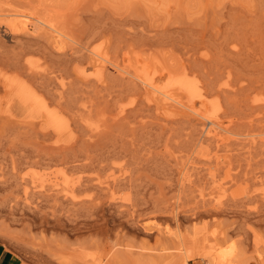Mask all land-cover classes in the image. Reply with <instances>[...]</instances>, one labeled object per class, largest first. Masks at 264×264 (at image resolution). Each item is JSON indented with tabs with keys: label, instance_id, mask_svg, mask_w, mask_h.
<instances>
[{
	"label": "rangeland",
	"instance_id": "obj_1",
	"mask_svg": "<svg viewBox=\"0 0 264 264\" xmlns=\"http://www.w3.org/2000/svg\"><path fill=\"white\" fill-rule=\"evenodd\" d=\"M263 3L264 0H0V10L2 9L4 12L13 10L10 12L17 11L19 13L22 11L23 13L19 14L28 18H36L41 22L44 19L49 21L50 23H47L53 25L65 37L63 48L66 51L68 48L70 52L75 50L78 52L76 56L80 59L73 55L74 58L79 59L78 62L82 59L81 57L87 56V49L91 50L92 47L103 50L101 53L109 57L110 61L116 58L115 62L107 65L104 78L106 82L102 83V88L98 89L91 83L88 85L87 82L74 75L70 79L72 84L67 99L74 100L76 105L86 99L90 104L92 101L91 105H96L92 108L93 113H96L94 111L97 113L96 115L92 113L91 119L99 123L101 127L92 138L88 137L90 134L88 128L77 124L76 136H79H77L75 144L72 142V136L69 135L60 137L61 144H55L56 137L48 136L38 120L24 119L18 109L13 110L15 112L9 116L5 112L4 105L1 107L0 135L2 137L0 136V146L3 143L2 145L6 148L0 149L1 152L4 150L2 153L0 152V173L2 174H0V249L11 251L7 252L17 260V264H22V262L25 264H218V259L214 256L216 252L214 253L212 248H217V252L227 251L228 259L224 264H264V144L259 145L258 142L259 144H254V147L248 149L240 147L243 142L241 140L248 138L249 134L261 135L264 138V124H262L264 115H262V119L258 118L261 115L259 112L261 107L258 103H253L256 99L264 98V89H261L264 85L262 79L264 75L262 76L261 73L264 71H260L261 68H259L261 64L264 65V55L261 56L264 54V23L262 22L264 11L260 12L261 8L264 10ZM254 13H257L259 17L257 15L255 17ZM235 15L236 17H234ZM251 15L252 18H257L252 19L257 22L251 20ZM238 19L239 21H237ZM217 20H220L219 23ZM230 21L233 23L231 24ZM242 21L244 22L241 23ZM249 25L250 29H248ZM245 27L248 29L247 32ZM39 28L41 29L39 36L41 41L38 36V38H34L39 33L35 34V30L30 28L28 35L18 38V43L31 46L36 43L35 48L45 51L46 54H51L55 58L54 51L50 48L49 40L52 41V39H49V34L46 33L47 26ZM226 28H229L228 33H226ZM98 33L101 36L103 34L102 38ZM129 33L135 34L129 35ZM120 34H123V37L125 34L127 35L123 38ZM171 35L172 37H170ZM167 38L170 41H167ZM122 40L123 42H121ZM27 41L30 42L27 43ZM79 41L80 43H78ZM219 42L221 45L223 44V48L220 47ZM236 42L238 43L236 44ZM239 43L243 47L236 46ZM17 44L15 42V45ZM11 45L12 43L6 44L7 47L13 48ZM71 46L77 48H72L71 51V49L69 50ZM83 46H87V48ZM216 47L221 50L218 51ZM246 48L249 51L251 49L253 51L255 48V53H249ZM240 51L242 57L241 55V58L236 57ZM226 52L230 56H223V53L226 54ZM219 53L222 56L221 60L226 59V62L218 59ZM79 54H83V56ZM245 54L252 56L249 55V58L247 55L246 61ZM255 54L256 57L253 56ZM243 57L245 58L243 59ZM257 57L261 59L260 65L257 63L259 60ZM249 59L251 61L249 64L254 65L253 67L259 65L260 70L257 69L259 72L253 71L252 66V70L248 67ZM86 60L87 57L85 59L83 57L81 61ZM119 60H122L119 65L114 64ZM239 62L240 64H238ZM245 62L247 66L244 65ZM121 63L134 74L148 73L150 78L154 77V81L159 84L165 82L166 76L169 74L179 75L184 67L190 71H194L193 68H195V73H193L197 75L205 92L210 95L206 107L196 102L195 109L207 114L214 109L218 117L217 121L221 126L232 125L230 127L232 132L233 127H236L234 133L242 137L238 139V136H235L237 140L234 136L232 137L233 140L240 143L239 147L231 144L236 143L233 140L229 143L227 149L230 147L231 153H223L224 150H227L226 148H223L224 150L221 152V154H231L228 156L231 160L230 164H232L230 165L232 166L231 170L228 171L224 168L227 171L225 174L224 169L223 172H220L222 168L220 171L219 169L210 170L211 172L206 170V173L205 170H202L197 175L194 174L195 177L192 176L194 179L191 178L192 181L189 185L185 184L184 188L180 186L181 174L175 165L187 163L190 157H195L194 154L191 155L192 149L197 142L203 140L205 133H202V127L195 120L197 117L194 118V115L183 107L175 105L176 107L167 109L164 107L165 109L160 108L156 111L153 105L148 109L144 104H139L142 102L134 101L132 94L139 92L137 87L140 85L129 75L118 73L116 67L123 69ZM76 64V62L70 61L66 67L71 68ZM215 65L218 68L215 69ZM62 68L64 69V67ZM243 68L246 69L245 71L250 68V71L247 73L243 71ZM251 71L253 73H250ZM256 73L261 76L259 77L260 80L262 79L261 82L256 81L255 83V79L258 77ZM36 82L44 84V90L50 92L49 94L55 93L52 90L53 85L50 83L39 82V79ZM257 82L260 85H257ZM104 84L108 88L113 87L107 90V87L103 88ZM259 87L261 90H258ZM112 90L114 92L109 93ZM93 92L96 93V96ZM174 93L186 102V98L181 92ZM216 93L219 95L217 101L214 100ZM90 94L92 98L87 97H91ZM109 100L112 101L109 102ZM132 103L136 109L132 107ZM111 104L112 106L116 104V108L125 105L126 109L131 111H127L126 115L131 114L129 115L131 118L128 119V116L125 115L126 120L123 117L120 118L122 122L116 123L115 121H119V118L114 116L117 109L115 111V107H109ZM251 104L252 106L255 104L257 109L254 106L248 107ZM128 105L136 111L133 110L134 113H132L133 111L131 108V110L128 109ZM137 105L141 106L137 108ZM137 109L142 112L140 110L137 112ZM144 109L145 111H143ZM157 116L168 118L169 124L160 122ZM251 118L255 121L250 122ZM249 123L250 127H248ZM159 125L166 127L161 126L160 128ZM241 126L246 127L242 128ZM82 131H85L86 134ZM5 135V140H3ZM12 135L13 137H11ZM176 142H179V146ZM114 143L117 144L113 146ZM210 143L208 149L214 152L215 145L213 142ZM10 144L13 147L9 146ZM125 144L127 145L125 146ZM113 147L119 148L113 150ZM175 147H178L179 151ZM184 148L186 149L184 150ZM190 148L192 149L190 150ZM237 148H241L245 153L241 149L236 151ZM252 149H256V151L254 152ZM110 150L115 153L112 154ZM248 150L250 152L246 153ZM232 151L236 153H232ZM238 151L244 155L242 153V155H238ZM11 156H13L12 159ZM67 159L70 160L67 161ZM12 160L14 163L10 162ZM24 161L25 163H23ZM8 165H11L10 168ZM100 166H103L102 170ZM77 168L78 170L81 168V170L78 171ZM67 169L70 174L66 172ZM50 170L52 172L65 171L70 179L79 180L78 178H80L81 183L77 188L78 191L76 190V195L79 202L83 200L80 202L81 206L79 204L76 207L72 206L69 202L53 195L50 197L34 194L30 195L27 201L24 199V185L18 178L27 174L30 177L44 175L43 178H46L52 173ZM75 170L76 173H74ZM113 170L115 171L113 172ZM120 171H126L127 178L119 181L112 193L108 194L101 190L99 192V188L95 187L97 190L93 188L95 183L97 185L104 179L106 180L108 173L120 174ZM207 172L212 173L213 180L208 178L210 176ZM218 172L220 173L217 174ZM13 173H16V176ZM71 174L75 178L71 177ZM84 177L87 179H85L87 183L84 182ZM90 178L91 180H89ZM111 194L115 195L116 200L111 198ZM91 196L93 198H90ZM96 196L97 198H95ZM90 199H92V203ZM126 199L129 200V203ZM100 203L102 205H97ZM213 203L216 204V207ZM172 212L176 214L177 221L171 217ZM157 224L167 226L176 239L173 237L170 239L160 238L156 231Z\"/></svg>",
	"mask_w": 264,
	"mask_h": 264
},
{
	"label": "bare ground",
	"instance_id": "obj_2",
	"mask_svg": "<svg viewBox=\"0 0 264 264\" xmlns=\"http://www.w3.org/2000/svg\"><path fill=\"white\" fill-rule=\"evenodd\" d=\"M259 1V0H258ZM262 1V0H261ZM264 4V3H263ZM15 8H17L15 5H13ZM260 6V5H258ZM259 8V7H258ZM4 9V8H3ZM257 9V8H256ZM260 9V8H259ZM259 9H257L259 11ZM2 10V9H1ZM0 10V109L1 107H3L4 105V108H5V112L11 116L13 115V113L15 111L13 110H16L18 109L20 115L24 116V119H29V120H38L42 129L46 132V134L49 135H53L54 137H56V140H55V144H61L62 141L60 140L61 138H63V136L65 135H69V136H72V142L75 144L76 140H77V135L76 136V127H77V124H80L86 128H88L90 134H89V138H92L93 135L99 131V128L101 127V125L99 123H96L93 121V119H91L92 117V113H93V106H96L95 104L94 105H91L92 104V101H91V104L89 102V100L86 99V101H82L80 104L77 103L76 105V102L74 100H68L67 99V96H68V92H69V89H70V86L72 84V81L70 82V79L72 78V76L74 75L75 77L81 79L82 81L84 82H87L88 83H91V84H94L99 88H102V83L103 82H106L104 81V78L106 77L105 73L107 71V65L108 64H112V62H115L116 61V58L113 60L112 59L111 61L108 59L109 57H107L105 54H102L101 49H92L89 50L87 49V56H83V54H79L80 56H83L84 59L87 57V60L86 61H81L83 59V57H81L82 59L78 62V60L80 59L77 55L78 52L75 51H72V48L76 49L77 47H69V50L71 49L72 52L68 51V48H67V51L65 50V48H63L62 44L65 42V37L62 35L61 32H59L53 25L49 24L50 22L49 21H45L46 19L43 20V22H41L40 20L34 18V19H31V18H28L27 16H23L19 13H23L22 11L19 13L17 11H14V12H10V11H13V10H8L9 12H3ZM17 10V9H15ZM5 11H7L5 9ZM261 11H264L260 10ZM17 12V13H16ZM224 12H227L224 10ZM25 13V12H24ZM27 13V12H26ZM35 15V14H34ZM255 17L256 15L258 16V14L254 13ZM264 14H262L263 16ZM222 16V15H221ZM36 17V15H35ZM236 17V15L234 16ZM240 17V15H239ZM249 17H250V14H249ZM255 17L252 18V15H251V20L254 19ZM259 17V16H258ZM233 18V17H232ZM245 19V17H244ZM244 19H241V20H244ZM257 19V18H255ZM259 19V18H258ZM233 20V19H232ZM34 21V22H33ZM220 21V20H219ZM219 21L217 20V23H219ZM235 21V20H234ZM239 21V19L237 20ZM246 21V20H245ZM249 21V20H248ZM252 21H255L257 22L256 20H252ZM49 22V23H47ZM244 21H242L241 23H243ZM262 22L264 23V16H263V20ZM46 23V24H45ZM230 23L232 24L233 22L230 21ZM238 23V22H237ZM124 24V23H123ZM128 24V23H127ZM248 24V22H247ZM250 24V23H249ZM106 25V24H105ZM216 25V24H215ZM246 25V24H245ZM254 25V23H253ZM262 25V24H261ZM41 26H47V31L46 33H48V38L49 39H52L49 40L51 43H50V48H52V50L54 51V55H55V58H53L50 55L46 54L45 51H41L40 49L38 48H35V45L36 43L34 44V46H31V45H26V44H20L18 43V38L20 37H23L25 35H28L29 33V30L30 28H32L33 30H35V34L36 33H39V35L37 34L36 37L34 38H38L40 35H41V29L39 27ZM131 26V25H130ZM218 26V25H217ZM226 26V25H224ZM235 26V25H234ZM256 26V25H255ZM111 27V26H110ZM129 27V26H128ZM132 27V26H131ZM211 27V26H210ZM237 27V25H236ZM247 27V25H246ZM245 27V28H246ZM250 25L248 26V29ZM253 27V26H252ZM94 28V27H93ZM121 28V27H120ZM126 28V27H125ZM133 28V27H132ZM244 28V27H243ZM257 28H259L257 26ZM228 29V30H227ZM237 29V28H236ZM241 29V28H240ZM247 29V28H246ZM245 29V30H246ZM248 29L246 30V32L248 31ZM40 30V31H38ZM213 30V29H212ZM215 30V29H214ZM258 30V29H257ZM261 31H263L262 29H260ZM38 31V32H37ZM126 31H129L126 29ZM217 31V30H216ZM227 31H229V28H226V33H228ZM231 31V30H230ZM99 32V31H98ZM100 32H103V31H100ZM125 32V31H124ZM123 32V33H124ZM168 32V31H167ZM255 32V31H254ZM43 33V32H42ZM128 33V32H127ZM132 33V32H131ZM136 33V32H135ZM135 33L133 34H130L129 35H134ZM166 33V32H165ZM217 33V32H216ZM232 33V32H231ZM230 33V34H231ZM258 33H259V30H258ZM100 33H98L99 35ZM164 34V33H163ZM162 34V35H163ZM168 34V33H167ZM166 34V35H167ZM214 34V33H213ZM233 34V33H232ZM241 34V33H240ZM247 34V33H246ZM244 34V35H246ZM45 35V34H44ZM115 35V34H114ZM121 36L123 34H120ZM127 35V34H125ZM124 35V37H125ZM128 35V36H129ZM217 35V34H216ZM261 35V38H262V34ZM35 36V35H34ZM38 36V37H37ZM47 36V35H46ZM94 36V35H93ZM101 36V34H100ZM103 36V34H102ZM101 36V38H102ZM164 36V35H163ZM162 36V37H163ZM169 36V35H168ZM234 36V35H233ZM236 36V35H235ZM254 36V35H253ZM257 36V35H256ZM27 37V36H26ZM32 37V36H31ZM123 37V36H122ZM123 37V38H124ZM127 37V36H126ZM165 37V36H164ZM172 37V35L170 36ZM169 37V38H170ZM177 37V36H176ZM226 37V35H225ZM241 37V36H240ZM94 38V37H93ZM91 38V39H93ZM99 38V37H98ZM121 38V37H120ZM218 38V36H217ZM227 38V37H226ZM225 38V40H226ZM235 38V37H234ZM252 38V37H251ZM254 38V37H253ZM43 39V38H42ZM69 39V38H68ZM91 39H88V40H91ZM128 39V38H127ZM168 39V38H167ZM180 39V38H179ZM178 39V40H179ZM183 39V38H182ZM211 39V38H210ZM259 40V38H257ZM263 39V38H262ZM261 39V40H262ZM39 40L41 41L40 37H39ZM121 40V39H120ZM125 40V39H124ZM132 40V39H131ZM130 40V41H131ZM175 40V39H174ZM181 40V39H180ZM244 40H245V37H244ZM247 40V39H246ZM71 41V40H69ZM167 41H170L169 39ZM237 41V40H235ZM241 41V40H240ZM238 41V42H240ZM248 41V40H247ZM260 41V40H259ZM264 41V39H263ZM15 42L17 45H15ZM30 42V41H27V43ZM123 42V40L121 41ZM177 42V40H176ZM236 42V44L238 43ZM242 42V41H241ZM253 42V40H252ZM9 43L13 45V48H9V46L7 47L6 44ZM33 43V42H32ZM77 43V42H76ZM80 43V41L78 42ZM77 43V44H78ZM225 43H227L225 41ZM43 44V43H42ZM41 44V46H42ZM87 44V43H86ZM220 44V47L223 46V44L221 45V42H219ZM218 44V45H219ZM235 44V45H236ZM252 44V43H251ZM262 44V42H261ZM260 44V45H261ZM11 45V46H12ZM79 45V44H78ZM90 45V44H88ZM256 45V44H255ZM263 45V44H262ZM261 45V46H262ZM92 46V45H91ZM225 46V45H224ZM236 46H239V47H243L242 44L240 46V43L239 45H236ZM253 46V45H251ZM258 46V45H256ZM83 47H86L87 46H83ZM89 47V46H88ZM227 47V46H226ZM229 47V46H228ZM250 47V45H249ZM254 47V46H253ZM44 48V47H42ZM98 48V47H96ZM218 48V47H216ZM223 48V47H222ZM248 48V47H247ZM246 48V49H247ZM256 48V47H255ZM254 48V50H255ZM259 48V47H258ZM263 48V47H262ZM13 49V50H12ZM242 49V48H241ZM250 49V48H249ZM257 49V48H256ZM221 50V48L219 49L218 48V51ZM224 50V49H223ZM227 50V49H226ZM243 50V49H242ZM248 50V49H247ZM253 50V51H254ZM48 51V50H47ZM77 51H79L77 49ZM82 51V50H81ZM249 51V50H248ZM251 51V52H250ZM249 51V53H255V51L253 52L252 49ZM264 51V50H263ZM83 52V51H82ZM81 52V53H82ZM233 51H231L232 53ZM236 52H239V51H236ZM258 52V51H257ZM261 52V51H260ZM259 52V53H260ZM216 53V52H215ZM225 53V52H224ZM223 53V56L227 55V52L226 54ZM234 53V52H233ZM244 53V52H243ZM246 53V52H245ZM263 53V52H261ZM222 54V52H221ZM219 53V56L221 55ZM237 54V53H236ZM242 54V52L240 51V54L237 55L236 57H240V55ZM73 55H75L76 57L78 58H74ZM244 55V54H243ZM246 55V54H245ZM248 56L251 55V54H247ZM247 55H246V58L243 57V59L245 58V60L247 61ZM259 55V54H258ZM261 55V54H260ZM264 54H262L261 56H263ZM122 56V55H121ZM227 56H230L227 55ZM225 56V57H227ZM252 56V55H251ZM256 57V54L253 55ZM52 57V60H50ZM221 57L220 56L218 58V55H217V58L219 60H221ZM235 57V55H234ZM242 57V55H241ZM240 57V58H241ZM69 58V59H68ZM230 58V57H228ZM232 58H233V55H232ZM250 58V56H249ZM254 58V57H253ZM68 59V60H67ZM224 59V58H223ZM235 59V58H234ZM255 59V58H254ZM257 59H259V57H257ZM236 60V59H235ZM237 60L241 61V62H244L243 60L241 59H238ZM76 62L77 64L76 65H73L71 68L70 67H66V65L68 64V62ZM120 61L122 60H119L117 63H114V64H117L119 65ZM222 62H226V59L223 61L221 60ZM220 61V62H221ZM230 61H232L230 59ZM259 61V62H258ZM257 61V63H259L260 65V61L261 59H259ZM264 61V60H263ZM219 62V66L221 65ZM234 63V61H232ZM237 62V61H236ZM251 63L250 59H249V62H248V67L251 68L252 64H249ZM262 63V62H261ZM72 64V63H71ZM229 64V63H227ZM240 64V62L238 63ZM244 64V63H242ZM253 64H254V60H253ZM116 65V66H117ZM129 65V64H128ZM230 65V64H229ZM235 65V64H234ZM246 62H245V64ZM256 65V63H255ZM258 65V66H259ZM64 67V69L62 67ZM237 66V65H236ZM236 66H232L233 68H235ZM254 66V65H253ZM252 66V67H253ZM258 66L256 65V69L255 67H253V71L261 68L260 71H264V65H260L261 67L258 68ZM121 67H123V69L121 68H118L116 67L118 73L120 75H123V74H127L129 75L134 81H136L140 86H138L137 88H139V92H136L135 94H132L134 95L133 96V100L134 101H140L142 103H139V104H144L145 107H147L148 109L152 108L151 106L153 105L155 107L154 110H160V108H172L173 106L176 107L175 105L180 106V107H183L184 109H187V111H190V113L192 115H194L193 117H197L195 118V120H197L199 122V125L202 127V130H203V134L205 133V137L203 138L202 141H199L197 142L193 149L190 148V150L192 149V154L191 155H195V157H190L189 158V161L187 163H181L180 165L179 164H176L175 167L177 168V171L181 174V179H180V186H182L184 188V185L185 184H188L191 183L192 179L193 178L192 176H194V174L197 175V173L201 172L202 170H205V173H206V170L207 171H210V170H218L220 171V169L222 168V170L220 172H223V169L225 168L226 170L228 169L231 170V167L230 164L231 163V160H229L230 158L228 156H231L230 155H226V154H221V152L224 150L223 148H226L229 146V143L233 140L232 137L234 136V138L236 139L235 136H238V139L239 137H241L240 135H237L234 133V128L236 127H233V132L230 130L232 128V125L231 126H226V127H223L221 126V124L217 121V115L215 113V110L213 109L211 111V113L207 114L205 112H200L198 110L195 109V103L198 102L201 106L203 107H206L207 104L209 103V93L205 92V88H203L201 82L198 80V77L197 75H195L194 71L196 70L195 68L194 71H190L188 70V68L184 67L182 72L179 74V75H168L166 76V79H165V82L159 84L157 82L154 81V77L150 78L149 74L148 73H141V72H138L137 74H134L132 73L131 71H129L128 69H126L127 66H122V63H121ZM195 67V66H194ZM216 67L218 68V66L215 65V69ZM221 67H224V66H221ZM240 67H242L240 65ZM245 67V66H243ZM226 68V67H225ZM246 68V67H245ZM250 68L249 70H247L248 72L250 71ZM131 69V68H130ZM197 69H199L197 67ZM222 69V68H221ZM242 69V68H241ZM244 69V68H243ZM247 69V68H246ZM246 69H244L243 71H245ZM263 69V70H262ZM219 70H220V67H219ZM252 70V68H251ZM259 70H257V72H259ZM199 71V70H198ZM245 71V72H247ZM194 72V73H193ZM247 72V73H248ZM256 72V71H255ZM108 73V72H107ZM246 73V74H247ZM250 73H253L252 71ZM264 72H262V76L264 75L263 74ZM109 74V73H108ZM118 74V75H119ZM200 74V72H199ZM257 76H258V73H256ZM254 74V75H256ZM259 73V75H261ZM116 76V74H115ZM199 76V75H198ZM256 77V76H255ZM261 76H258L256 77L255 79V83L256 81H259L261 82V80L264 78L262 77V79L260 80ZM201 80H203L201 77H199ZM257 78H259L257 80ZM39 79V82H43V83H50L52 86V90H54L55 93H51L49 94L48 92H46L44 90V87L42 84H39L37 83L36 81ZM75 79V78H74ZM120 79V77H119ZM121 79H123V77H121ZM80 80V81H81ZM128 80V79H127ZM125 80V81H127ZM47 81V82H46ZM205 81V80H203ZM78 82V80H77ZM128 82V81H127ZM264 82V81H263ZM131 83V82H130ZM90 84V85H91ZM89 85V84H88ZM99 85H101V87H99ZM137 85V84H136ZM205 85V83H204ZM255 85V84H254ZM257 85H260L258 82H257ZM256 85V86H257ZM262 85V84H261ZM82 86V85H81ZM93 86V85H92ZM255 86V87H256ZM264 86V85H263ZM263 86L261 87V89H264ZM77 87V85H76ZM107 86H105L104 84V89L106 88ZM113 87V86H111ZM110 87V88H111ZM135 87V85H134ZM217 87V85H216ZM233 87V86H232ZM74 88V87H73ZM108 88V87H107ZM110 88H108L107 90H110ZM115 88V87H114ZM136 88V87H135ZM137 88H136V91H137ZM234 88V87H233ZM232 88V89H233ZM254 88V87H252ZM78 89V88H77ZM81 89V88H80ZM97 89V88H96ZM216 89V88H215ZM256 89V88H254ZM260 87L258 90H261ZM48 90V89H47ZM51 90V89H50ZM84 90V89H83ZM82 90V91H83ZM107 90H105L107 92ZM120 90V89H119ZM211 90V89H210ZM74 91V90H73ZM102 91V90H101ZM121 91V90H120ZM89 92V91H87ZM97 92H99L97 90ZM111 92H114L113 90L110 91L109 93ZM174 92H181L184 97L186 98V102L181 100L179 98V96L177 94H175ZM209 92V91H208ZM225 92V91H224ZM261 93V91H259ZM263 92V91H262ZM76 93V92H75ZM83 93V92H82ZM96 96V93L93 92ZM92 93V94H93ZM116 93V92H115ZM122 93V91L120 92ZM213 93V92H212ZM211 93V94H212ZM258 93V94H260ZM71 94V93H70ZM89 94V93H88ZM87 94V95H88ZM93 94V95H94ZM257 95V93H255ZM110 95V94H109ZM220 95H223V94H220ZM252 95V94H250ZM254 95V94H253ZM255 95V96H256ZM262 95V93H261ZM84 96V95H83ZM91 96V94H90ZM115 96H117L115 94ZM258 96V95H257ZM263 96V95H262ZM88 98H92L87 96ZM221 97V96H220ZM259 97V96H258ZM77 98V97H76ZM84 98V97H83ZM215 99L214 100H218L219 98V95L218 93L215 94ZM250 98V97H249ZM252 98V97H251ZM75 99V97H74ZM83 100V99H82ZM112 101V100H109V102ZM184 103H183V102ZM79 102V101H78ZM89 102V103H88ZM136 102H135V105H136ZM253 103H258L259 106L261 107L260 108V117L258 118H261L262 119V115H264V98H259V99H256L253 101ZM250 104V103H249ZM247 104V105H249ZM115 106H112V104L109 106V107H115V111H116V114H114V116L116 115L117 119L119 118V121H115L116 123L121 121L120 118H125V115L128 113V112H131V111H128L124 106H120L119 108H116V104H113ZM132 107L136 109V106H134V103H132ZM131 106V105H130ZM138 106V105H137ZM141 106V105H139ZM139 106L137 108H139ZM158 106V108H157ZM253 106L255 107V104H253ZM252 104L248 107H253ZM258 106V105H257ZM258 106V108H259ZM129 107V105H128ZM131 107H129L128 109H130ZM133 108L132 111L134 110ZM157 108V109H156ZM164 108V109H165ZM256 108V107H255ZM254 108V109H255ZM130 109V110H131ZM140 109H142L140 107ZM139 109V110H140ZM253 109V110H254ZM257 109V108H256ZM101 110V109H100ZM137 109V112H142V110L139 111ZM113 111V110H112ZM114 111V112H115ZM128 111V112H127ZM136 111V110H134ZM134 111L132 113H134ZM145 111V109L143 110ZM257 111V110H256ZM254 111V112H256ZM97 113V111H94ZM103 112V111H101ZM105 112V111H104ZM249 112H251L249 110ZM263 112V113H261ZM96 113L94 115H96ZM258 113V112H257ZM100 114V112H99ZM98 114V115H99ZM93 115V116H94ZM131 115V114H129ZM129 115H126L128 116L127 118H131L129 117ZM196 115V116H195ZM249 115V114H248ZM258 115V114H257ZM96 117V116H94ZM102 117H104V115H102ZM115 117V118H116ZM252 117V116H250ZM106 118V117H105ZM104 118V119H105ZM125 118V120L127 119ZM135 118V117H134ZM246 118H248L246 116ZM114 119V118H113ZM157 119L160 121V122H165L167 125L169 124L170 120H168V118H165V117H162V116H157ZM250 119V118H249ZM252 119V118H251ZM115 120V119H114ZM157 120V121H158ZM229 120V119H228ZM247 120V119H246ZM253 120V121H252ZM250 120V122H254L255 120L252 119ZM124 121V120H123ZM260 120L258 119V122ZM263 121V120H261ZM122 122V121H121ZM126 122V121H125ZM187 122V121H186ZM247 122H249L247 120ZM264 122V121H263ZM174 123V121L172 122V124ZM176 123V122H175ZM180 123V122H179ZM192 123V122H191ZM262 123V122H261ZM145 124V123H144ZM162 124V123H160ZM234 124V123H233ZM254 124V123H253ZM259 124V123H258ZM264 124V123H262ZM171 125V124H170ZM193 125V124H192ZM199 125H196L199 127ZM235 125V124H234ZM241 125V124H240ZM252 125V124H251ZM260 125V124H259ZM81 126V127H82ZM103 126L104 124L102 125V129H103ZM155 126H158L157 124H155ZM160 126V125H159ZM161 126H164L166 127L165 125H161ZM160 126V128H161ZM248 126V124H247ZM143 127V126H142ZM163 127V128H164ZM193 127V126H192ZM242 127V126H241ZM246 127V126H244ZM242 127V128H244ZM250 127V123H249V126ZM194 128V127H193ZM241 128V129H242ZM254 128V126H253ZM252 128V129H253ZM81 130H83L82 128H79ZM196 130V129H195ZM198 130V129H197ZM243 130V129H242ZM79 131V130H77ZM239 131V130H238ZM237 131V132H238ZM241 131V130H240ZM244 131V130H243ZM83 132V131H82ZM85 132V131H84ZM83 132V133H84ZM197 132V131H196ZM200 133V131H198ZM252 133V131H249V133ZM254 132V131H253ZM10 133V131H9ZM80 133V132H79ZM240 133V132H238ZM242 133V132H241ZM2 134V133H1ZM81 134V133H80ZM86 134V133H84ZM98 134H101V133H98ZM248 134V133H247ZM255 134V133H254ZM261 134V133H259ZM8 135V134H6ZM5 136L3 140H5ZM11 135V134H10ZM9 135V137H10ZM18 135V134H17ZM37 135V134H36ZM199 135V134H198ZM245 135V133H244ZM1 136V135H0ZM87 136V135H86ZM101 136V135H100ZM2 137V136H1ZM13 137V135L11 136ZM61 137V138H60ZM85 137V136H84ZM96 137V136H95ZM94 137V138H95ZM98 137V135H97ZM117 137V136H116ZM248 138H243L244 140H241L243 142H241V146L242 148H251V147H254L256 144H264V138L261 136V135H250L247 136ZM15 138V137H14ZM88 138V139H89ZM103 138V137H102ZM101 138V139H102ZM124 138V137H123ZM199 138V137H198ZM242 138V137H241ZM10 139V138H9ZM39 139V138H38ZM86 139V137H85ZM132 139V137H131ZM200 139V138H199ZM2 140V139H1ZM8 141V139H6ZM12 141V139H10ZM91 140V139H90ZM117 140V139H116ZM133 142H134V139H132ZM187 140V139H186ZM237 140V139H236ZM236 140H233L234 142H236ZM6 141V143H7ZM10 141V142H11ZM14 141H16V139H14ZM87 141V140H85ZM99 141H100V138H99ZM115 141V140H113ZM112 141V142H113ZM1 142V141H0ZM88 142V141H87ZM91 142V141H89ZM93 142V141H92ZM117 142V141H115ZM129 142V141H128ZM180 142H183V141H180ZM192 142V141H191ZM190 142V143H191ZM210 142H213L214 143V152L213 151H209L208 149V146L211 144ZM238 142V141H237ZM231 143V144H235L237 145L236 147H239L238 144L240 143ZM259 142V143H258ZM12 143V142H11ZM83 143V142H82ZM85 143V142H84ZM94 143V142H93ZM177 143V142H176ZM185 143H188V142H185ZM3 144V143H2ZM1 144V146H3ZM9 144V143H7ZM23 144V143H21ZM90 144V143H89ZM105 144V143H104ZM103 144V145H104ZM117 144V143H116ZM115 143L113 144L116 145ZM129 144V143H128ZM131 144V143H130ZM134 144V143H133ZM132 144V145H133ZM189 144V143H188ZM255 144V145H254ZM20 145V144H19ZM77 145V144H76ZM99 145V144H98ZM112 145V144H111ZM122 145V144H121ZM120 145V146H121ZM127 144H125L126 146ZM177 145L179 146V142L177 143ZM186 145V144H185ZM184 145V146H185ZM0 146V147H1ZM11 146V144L9 145ZM7 146V147H9ZM25 146V145H24ZM189 146V145H188ZM190 146H193V145H190ZM212 146V147H213ZM263 146V145H262ZM13 147V146H11ZM9 147V148H11ZM72 147V146H71ZM76 147V146H75ZM109 147V146H108ZM186 147V146H185ZM2 148H6V147H1L0 149ZM73 148V147H72ZM100 148V147H99ZM105 148V146L103 147V149ZM114 148V147H113ZM116 149H118L117 147H115ZM115 148L113 150H115ZM230 148V147H229ZM228 148V149H229ZM257 148V147H256ZM262 148V147H261ZM19 149V148H18ZM27 149V148H26ZM25 149V151H27ZM102 149V148H101ZM175 149H177L179 151V148L175 147ZM186 148H184L185 150ZM189 149V148H188ZM213 149H210V150H213ZM224 150L223 153H228L230 152L231 150ZM239 148L236 149V151L238 150ZM241 149V148H240ZM239 149V150H240ZM263 149V148H262ZM68 150V149H67ZM73 151V149H71ZM70 150V151H71ZM176 150V151H177ZM189 150V152H190ZM235 150V149H233ZM251 150V149H250ZM250 150H248V152L246 153H249ZM254 150V149H252ZM4 151V150H3ZM2 151V152H3ZM12 151V150H11ZM75 151V149H74ZM117 151V150H116ZM122 151V150H121ZM177 151V152H178ZM242 151V149H241ZM256 151V149L254 150V152ZM260 151L262 152V150L260 149ZM1 152V151H0ZM1 152V153H2ZM14 152V151H13ZM29 152V151H28ZM34 152V151H33ZM60 152V151H59ZM58 152V155L60 154ZM105 152V151H103ZM110 152L112 153V151L110 150ZM124 152V150H123ZM175 152V150H174ZM181 152V151H180ZM234 151H232L233 153ZM240 151H238L239 153ZM245 153V151H242ZM241 152V153H242ZM15 153V152H14ZM27 153V152H26ZM35 153V152H34ZM102 153V152H101ZM109 153V152H108ZM106 153V155L108 154ZM115 153V152H114ZM112 153V154H114ZM188 153V152H187ZM231 153V152H230ZM236 153V152H234ZM241 153H239L238 155H240ZM253 154V152H251ZM264 153V151H263ZM263 153H261L263 156ZM12 154V153H10ZM67 154V153H66ZM75 154V152H74ZM111 154V155H112ZM121 154V153H120ZM184 154V153H182ZM189 154V153H188ZM243 154V153H242ZM241 154V155H242ZM17 155V154H16ZM109 155V154H108ZM110 155V156H111ZM122 155V154H121ZM166 155H168V153H166ZM180 155V154H179ZM244 155V154H243ZM250 155V154H249ZM255 155V154H254ZM258 155V153H257ZM2 156V155H1ZM8 156V155H7ZM14 156V155H13ZM11 156V159L12 157ZM24 156V155H23ZM78 156V155H77ZM76 156V157H77ZM99 156V155H98ZM97 156V157H98ZM113 156V155H112ZM170 156V155H169ZM185 156V155H184ZM253 156V155H252ZM10 157V156H9ZM28 157V156H27ZM37 157V156H36ZM53 157V156H51ZM60 157V156H59ZM67 157V156H66ZM70 157V156H68ZM75 157V158H76ZM80 157V156H79ZM91 157V156H90ZM89 157V158H90ZM101 157V156H100ZM256 157V155H255ZM258 157H260L258 155ZM6 158V157H5ZM3 158V159H5ZM62 158V157H61ZM72 158V157H71ZM70 158V159H71ZM110 158V157H109ZM246 158H248V156L246 155ZM254 158V157H253ZM252 158V159H253ZM53 159V158H52ZM70 159H67L70 160ZM77 159V158H76ZM99 159V158H98ZM170 159V157H169ZM10 160V159H9ZM15 160V159H14ZM10 161L12 163H14L13 161ZM25 160V159H24ZM49 160V159H48ZM61 160V159H60ZM78 160V159H77ZM76 160V161H77ZM173 160V159H172ZM229 160V161H228ZM64 161V160H62ZM61 161V162H62ZM66 161V160H65ZM66 161V162H67ZM75 161V163H76ZM103 161V160H102ZM29 162V161H28ZM27 162V163H28ZM35 162V161H34ZM33 162V163H34ZM49 162V161H48ZM73 162V161H72ZM107 162V161H106ZM253 162V161H251ZM250 162V164H251ZM25 163V161L23 162ZM79 163H81L79 161ZM100 163H103V162H100ZM10 164V163H9ZM32 164V163H31ZM52 164V162H51ZM68 164V163H67ZM74 164V162H73ZM105 164V163H103ZM102 164V165H103ZM249 164V166H250ZM13 165V164H12ZM15 165V164H14ZM34 165V164H33ZM49 165V164H48ZM65 165V164H64ZM81 165V164H80ZM100 165V164H99ZM11 166V165H10ZM10 166L8 165V167L10 168ZM59 166V165H57ZM68 166V165H67ZM66 166V168H67ZM75 166V165H74ZM78 166V165H77ZM14 167V166H13ZM17 167V166H16ZM49 167V166H48ZM47 167V168H48ZM73 167V166H72ZM76 167V166H75ZM81 167V166H80ZM106 167V166H105ZM104 167V169H106ZM8 168V169H9ZM64 168V167H63ZM74 168V167H73ZM82 168V167H81ZM80 168V170H81ZM103 169V166H100V169ZM50 169V167H49ZM101 169V170H102ZM170 169V168H169ZM224 169V171H225ZM43 170V169H42ZM46 170V169H45ZM66 170V169H65ZM70 170V169H69ZM78 170V168H77ZM78 170V171H80ZM117 170V169H116ZM232 170H235V169H232ZM10 171V170H9ZM52 172V170H50ZM54 171V170H53ZM77 171V172H78ZM115 170H113L114 172ZM1 172V171H0ZM16 172V171H15ZM18 172V171H17ZM43 172V171H42ZM40 172V173H42ZM47 172H49L47 170ZM68 169H67V171ZM65 171H61V172H52L50 175L49 173L46 175H49L47 176L46 178H43L42 177H30V175H24L20 178H18L20 180V182L24 185V199L27 201L29 196L30 195H41V196H50V195H53L55 196L56 198H60V199H63L67 202H69L72 206H75L77 204L80 205V202H82L83 200H81L79 202V199L76 195V190L77 188H79L80 186V178H78L79 180H74V179H70V176L66 174ZM71 172V171H70ZM82 174H83V169H82ZM211 172V171H210ZM220 172H218L217 174H219ZM227 171L224 172V174L226 173ZM249 172V171H248ZM45 173V172H44ZM72 173V172H71ZM74 173H76V170L74 171ZM80 173V172H79ZM177 173V172H176ZM208 173V172H207ZM1 174V173H0ZM12 174V173H10ZM14 174V173H13ZM16 174V173H15ZM14 174V175H15ZM26 174V173H25ZM70 174V173H69ZM109 175L107 176V179L103 182H99L97 185L96 183L94 184L92 182V185L94 184L93 188L97 187L99 188V192L100 190L101 191H106L108 194L109 192L112 193V191L115 189V186L118 184L119 181L121 180H125V178H127V172L124 171V172H121L120 171V174H116V173H108ZM212 173H208V175L210 177L208 178H211L213 177V175H211ZM2 175V174H1ZM0 175V176H1ZM13 175V176H14ZM45 175V176H46ZM76 175V174H75ZM205 175V174H204ZM231 175V174H230ZM16 176V175H15ZM97 176V174H96ZM71 177L75 178L74 175L72 176L71 174ZM195 177V176H194ZM217 177V176H215ZM15 178V177H14ZM88 178V177H87ZM207 178V177H206ZM207 178V179H208ZM85 177H84V182L85 181ZM93 179V178H92ZM96 179V178H94ZM194 179V178H193ZM216 179V178H215ZM214 179V180H215ZM15 181H17V179H14ZM87 180V179H86ZM91 180V178L89 179ZM88 180V182H89ZM213 180V179H212ZM94 181V180H92ZM96 181V180H95ZM94 181V182H95ZM216 181V180H215ZM233 181V180H232ZM19 182V184H20ZM83 182V183H84ZM97 182V181H96ZM3 183V182H2ZM87 183V182H86ZM91 183V182H89ZM194 183V182H192ZM85 184V183H84ZM83 184V185H84ZM91 185V186H92ZM90 186V187H91ZM191 186V185H190ZM193 186V185H192ZM23 187V186H22ZM177 187V186H176ZM186 187V185H185ZM83 188V187H82ZM80 188V189H82ZM174 188V187H173ZM96 189V188H95ZM84 190V189H83ZM91 190V188H90ZM94 190V189H93ZM97 190V189H96ZM95 190V191H96ZM78 191V190H77ZM181 191H183L181 189ZM92 192V191H91ZM106 193V194H107ZM90 195V194H89ZM22 196V197H23ZM79 196V195H78ZM95 196V195H93ZM93 196H91L90 198H93ZM210 196V195H209ZM51 197V196H50ZM35 198V197H34ZM83 198V197H82ZM88 198V197H87ZM86 198V200H87ZM97 198V196L95 197ZM111 198H115L116 200V197L115 195L111 194ZM23 199V198H22ZM118 200H120V198H117ZM217 199V198H216ZM30 200V199H29ZM32 200V199H31ZM89 200V198H88ZM100 200V199H99ZM128 199H126L127 201ZM213 200V199H212ZM214 200H215V197H214ZM218 200V199H217ZM35 201V200H34ZM91 203H92V199H90ZM38 202V200H37ZM96 202V201H95ZM122 202V201H121ZM129 203V200L127 201ZM216 202V201H215ZM219 202V201H218ZM23 203V202H22ZM32 203V202H31ZM66 203V202H65ZM68 203V204H69ZM84 203V202H83ZM86 203V202H85ZM84 203V204H85ZM90 203V202H89ZM70 204L68 206H70ZM120 204V203H119ZM216 207V204L213 203ZM223 204V203H222ZM27 205V204H26ZM32 205V204H31ZM89 205V204H88ZM87 205V206H88ZM97 205H102L101 203L100 204H97ZM130 205V204H128ZM220 205V204H219ZM78 206V205H77ZM81 206V205H80ZM85 206V205H84ZM95 205L93 204V207ZM213 206V205H212ZM221 206V205H220ZM31 207V206H30ZM36 207V206H35ZM99 207V206H98ZM130 207V206H129ZM214 207V208H215ZM34 208V207H33ZM38 208V207H37ZM91 208V207H90ZM95 208V207H94ZM97 208V207H96ZM221 208V207H220ZM93 209V208H92ZM90 210V209H89ZM176 213V212H175ZM172 214V218L176 219V214H173V212L171 213ZM144 228V227H143ZM146 228V227H145ZM156 231H157V234H159L160 238H163V239H170L171 237H176L173 233H171L172 231H170V229L162 224H157L156 226ZM159 238V239H160ZM176 239V238H174ZM176 242V240H175ZM179 243V242H178ZM12 246V245H11ZM14 247V246H13ZM38 249V248H37ZM213 252L216 254H214V256H216V258L218 259V264H224L226 262V260L228 259L227 256L228 254L224 251H222L221 249V252H217L218 249L217 248H212ZM8 251V249H7ZM8 252H11V251H8ZM41 252V251H40ZM39 252V253H40ZM212 252V253H213ZM38 253V252H37ZM38 253V254H39ZM24 254V253H23ZM25 255V254H24ZM53 256V255H52ZM40 257V256H39ZM42 257V256H41ZM38 263V262H37ZM52 263V262H50ZM13 264H17V260L13 259ZM22 264H25L22 262Z\"/></svg>",
	"mask_w": 264,
	"mask_h": 264
},
{
	"label": "crops",
	"instance_id": "obj_3",
	"mask_svg": "<svg viewBox=\"0 0 264 264\" xmlns=\"http://www.w3.org/2000/svg\"><path fill=\"white\" fill-rule=\"evenodd\" d=\"M13 257L4 249H0V264H13Z\"/></svg>",
	"mask_w": 264,
	"mask_h": 264
}]
</instances>
